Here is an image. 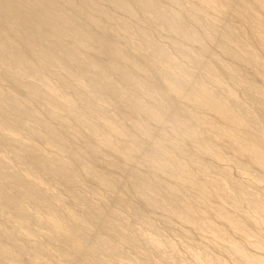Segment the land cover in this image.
Returning <instances> with one entry per match:
<instances>
[{
  "label": "bare ground",
  "instance_id": "1",
  "mask_svg": "<svg viewBox=\"0 0 264 264\" xmlns=\"http://www.w3.org/2000/svg\"><path fill=\"white\" fill-rule=\"evenodd\" d=\"M105 1L122 10L124 14L134 17L135 20H137V11H139L138 13L142 15L141 19L151 24L155 29L157 28L158 31L166 27L174 39L181 37L180 42L173 40L176 44L175 50L189 62L192 61L196 68L208 73L212 83L219 89V92L228 96V100H221L222 103L218 102V96L211 94L204 88L198 71H190L180 63L174 62L163 45L152 39L147 31L138 30L137 33L143 40L142 47L150 49L148 60L152 63L150 64L151 68L156 72L157 79L161 80L169 90L181 95L187 92V95L189 94L192 102L196 105L199 104L198 102L201 103L203 97H206L205 102L217 106V109H220V114L223 112L225 121L231 120L230 122L242 126L256 123L253 112L235 99L232 91L217 79L215 66L199 61L200 58L199 60L193 58L186 50V44L194 43L197 44L199 50L213 56L209 45L217 46L230 58L241 62L242 67L247 66L261 73L264 80V61L258 59L255 50L247 48L244 54L236 50V46L245 42L237 29L228 24L218 25L210 21L207 13H205L207 12L206 7L211 3L209 0H199L202 5L198 4L195 8L197 12H200L201 18L208 27L209 31L205 37H201L195 31H192L188 27L187 21L177 12V9L165 8L164 0ZM168 1L180 5L179 0ZM224 1L228 9H233L232 11H235L237 16L247 17L251 23V31L259 35L262 33L261 37L264 38V24L257 20L255 10L249 5L248 1ZM261 4L263 3L261 2ZM107 11L86 0H0V264H114L113 260L121 259L123 261L127 260L128 264H143L140 263L139 259L133 258L127 252L121 250L113 242V240H120L126 247L136 251L145 248L146 250L141 255H144L146 259L151 258V254L160 255L164 253L160 240L156 236L143 235L135 229L134 223L142 221L145 222L148 230L158 234V230L153 226L154 224H152L150 218L146 217L142 207L148 206L149 209L157 212H155L156 215L164 216L160 218L167 225H170L171 218H175L189 226L195 224L198 229L210 228L204 222L199 221L194 209L186 201L184 202L180 196L171 191L173 184H188L207 196H210L209 189H212V194L225 199L228 198L233 203H236L239 199L228 192L225 182L223 183L218 177L209 175L211 179L200 182L183 162L182 159L187 156L186 151L174 142V139L166 138L164 140L165 144L162 142L158 145L153 139H147V141L140 139L137 134L128 128L119 130L118 124L121 123L118 119L114 118V115L107 110L100 109V111L94 99H90L89 95L83 90L75 88L70 74H57L50 70L52 69L50 67L63 63L61 55H66L85 72L93 74L95 82L101 85L104 84L103 86L107 87L115 98H119L132 111L146 110L147 112H153L156 119L158 117L159 120H163V118L170 120L184 135L192 138L190 139L191 143L211 153L216 151L210 145V141L204 135H198L193 126L179 113L180 111L177 112L179 108L176 106V109L172 106L167 100V96L154 94L153 88L145 87L144 89L140 77L135 74L137 69L141 70L139 69L141 60L134 59L129 51L120 50L116 43L111 42L107 36L101 34L102 32L99 33V29L106 27L103 16L112 21V27L116 26L126 32H130L132 28L128 22L119 21L117 17ZM100 15L103 17L102 19ZM114 23L116 25L113 26ZM119 38L121 37L119 36ZM71 44H89L94 48H99L113 60H109L110 62L104 65L96 57L91 56L92 54H88L87 51L83 52L81 45L74 47ZM64 59L66 60V58ZM116 60H119V62ZM160 63H168V65L162 67L159 66ZM136 67L137 69H135ZM220 67L229 74L228 76L234 79L233 81L242 83L246 87L245 89L248 92L250 91V94H252V91L258 94L254 95L253 98L258 104V111L264 115V95L261 88L254 83H250L241 72L231 69L228 64L220 63ZM131 69H134V71ZM175 70L181 73H177ZM110 73L111 75L116 73L119 82H122L123 85H115L116 83L109 79ZM6 76L8 77L9 83H7L9 86L12 85L14 89L21 91L23 97L4 88L2 78ZM53 79L57 80L58 87L72 89L76 95H79V102L77 99L72 100L74 102L61 103L56 92L58 87L52 82ZM125 86H128V88H125ZM167 88L165 89L167 90ZM128 91L130 92L128 93ZM142 93L153 101L146 103L141 101L140 94ZM66 94H68V91H65L64 95ZM202 95L204 96L202 97ZM36 100L49 101L51 108L48 114L52 120L62 122L70 120L74 122L76 127L89 130L93 135L101 131L104 135L103 139L96 138V142L93 143L83 139L85 136L78 131L71 133L72 139H64L63 129L36 116L34 112L36 103H33ZM207 103L205 104L208 105ZM214 106L213 108H215ZM155 109L156 112H154ZM189 111L192 119L204 122L210 128L214 126L213 128L217 129L218 134H223L222 136L224 134L229 136L230 140L240 150L264 169V146L251 144V140L244 139L245 137H242L239 132H237L239 134L234 133L236 130L234 132L233 129L229 130L228 126L207 122L205 116L195 109L190 108ZM93 117H98L104 122L107 121L105 123H107L108 131H102L100 126L92 120ZM27 119L35 121L38 125L30 124ZM159 120L156 122H159L160 126L162 122L160 123ZM166 124L168 123L166 122ZM60 126L64 128L63 125ZM19 128L31 131L34 136L48 146L49 151L43 152L38 145L33 143V139L26 141L10 135L13 130ZM251 129L253 128L251 127ZM120 132L127 139L116 138L115 135ZM255 142L258 143V141ZM99 148L105 151L106 156L118 158L117 161H111L104 165L107 170H99L93 163L99 161L103 156V152ZM157 148L162 149L164 152L160 153L156 150ZM165 148L167 153H165ZM87 155L91 157V161L86 158ZM63 156L66 157L62 158ZM122 157L125 162L128 160L129 162H127L131 166L127 162L128 166L118 162L121 161L120 158ZM136 159L145 161L147 163L145 165H148L149 169L154 170L156 173L158 172L159 175L153 177V175L146 174L147 172L145 173L144 170V172L139 170L136 166L137 163L134 162ZM189 159L192 164L198 163L195 158L190 157ZM239 160L241 159L239 158ZM242 162L244 161L242 160ZM108 166L112 167V170ZM118 173L122 174L129 184L128 192L137 195L141 200L142 207L122 196V192L124 193L121 184L123 179L121 182L120 179L113 176ZM222 175L223 178L231 182L239 197L257 207L258 211L264 215V208L257 197L246 191L244 185L229 172H223ZM162 177H167L168 181H162ZM47 178L57 181L58 192L50 189L48 182H45ZM87 181L93 182V185L89 184L87 186L88 184H85ZM94 183L97 187L94 186ZM104 188L107 191L115 192V195L107 199V202L104 199H99L105 196H102L101 193V189ZM89 192L98 197V201L100 200L99 202L102 205L91 200L87 196ZM65 194L71 195L78 203L76 206L79 207L82 214H77L71 209V205L68 206V201L64 198ZM128 216L132 220L126 221ZM246 216H249V214ZM229 220L232 221L231 218ZM225 221L228 222L227 219ZM232 224L236 225V222ZM218 232L221 239L231 244L230 246L235 250V254L236 252L241 253L242 248L228 240V236L224 231L220 230ZM19 233L22 236H19ZM41 236L44 237L47 245L49 244L54 248L53 254L38 242V238ZM243 236L245 235L243 234ZM219 241L221 242V240ZM8 243H11L12 246ZM26 243H30V246ZM166 247L173 248L171 243H167ZM240 253L237 255H241ZM150 262L151 260L144 264ZM246 263L252 264L249 257ZM157 264L174 263L162 260Z\"/></svg>",
  "mask_w": 264,
  "mask_h": 264
},
{
  "label": "rangeland",
  "instance_id": "2",
  "mask_svg": "<svg viewBox=\"0 0 264 264\" xmlns=\"http://www.w3.org/2000/svg\"><path fill=\"white\" fill-rule=\"evenodd\" d=\"M86 1L95 3L100 9L103 8L105 11L108 10L107 12H109L112 15H114L115 17H117L119 19V21L123 20V21L128 22L131 25L132 28H131L130 32H126V31L121 30L120 28L114 26V25H116L115 23L113 24L114 27H112V25H111L112 21L108 17L103 16L104 17L103 18L100 15L101 19L103 18V20L106 24V27L99 29V33L102 32L101 34L107 36L111 42L116 43V45L118 46V48L120 50L129 51L132 54L131 56L134 59H137V60L139 59V61L141 60V64H140L141 66H139V69H141V70L139 71L136 67L135 69H137V70L135 71V74L140 77V80L142 81L144 89H145V87H147L149 89L153 88L152 90L154 91V94H157V95L160 94L159 96H167V100L169 101V103L172 106H174L176 109H177V107L179 108V109H177V112L180 111L179 113H181L183 118L185 117L186 121L189 122L190 125L193 126V129L197 132V134L200 136L204 135V137L210 141V145L216 151L214 153H211L210 151L202 150L196 144L191 143L190 139H192V138L191 137L189 138L186 135H184V133L181 132L176 127L175 123L171 122L170 120H167L165 118H163V120L162 119L159 120L158 117L156 119V116L154 115L153 112H150V111L147 112L146 110H144V111L133 110L132 111V109L129 108L128 105H125L124 102H122L119 98H115V96L109 92L108 88L103 86L104 84L101 85L100 83L95 82L94 81L95 77H93V74H91V73L89 74L88 72H85L83 69H81L79 66H77L66 55H61L63 63H60V64H58V66H55V67H50V68H52L50 70H52L54 73H57V74L58 73L67 74V75L70 74L71 75V81H72L75 88L77 87L78 89L83 90L84 92L87 93V95H89L88 97L90 99H94L96 101V104H97V107L99 108V110L100 109L107 110L114 115V118L116 117L118 119V121L121 123V124H118L119 130H121V128H124V129L128 128L132 132L137 134L140 139H144V141H147V139H153L156 144L158 143V145H160L162 142H164L163 144H165L164 140L166 138L167 139H174L173 141L178 143L186 151L187 156L184 159H182L183 162L190 168L192 173L198 178V180L200 182H205V180L209 179V178L211 179V177L209 175L214 176V177H218L223 181V183L225 182L224 184H225V187L227 186L226 188H227L228 192H230L231 195L239 198L238 201H236V203H233L228 198L225 199L224 197L216 196V195L212 194L211 193L212 189H209L210 192L209 191L208 192L210 193V196H207V195H205V193L202 194L196 188H193L192 186H190L188 184H186V185H182L179 183H178L179 185L173 184L171 191H173L175 194L180 196L184 202L186 201V203H188L194 209V213L196 214V216H198L199 221L204 222L206 225H208V227L210 226V228H206L204 230L198 229L195 224H191L192 226H189L187 224H184V223L178 221L175 218L174 219L171 218L170 223H169L170 225H167L161 219L164 216H160L159 214L156 215L157 212L149 209L148 206L142 207L143 205L141 204V200L137 197V195L130 194L128 192L129 191V184L127 183L125 178H123L122 174L120 175V173H118V174L113 175V176H116L118 179H120L121 182L123 179V182L121 184H122L124 193L122 192V196L124 198L132 200L133 203L140 205L143 208V212L146 215V217L150 218V221H152V224H154L153 226L158 230V234H155L151 230L147 229V225L145 224V222L140 221V222L134 223L135 229L138 230L143 235L145 234L148 236H152V235L156 236L160 240V245H162V249L164 250V253H162L160 255L156 254V253L151 254V256H150L151 258H148L151 260V262L149 264H157L158 262H160L162 260H168L170 262H173L174 264H205V263L206 264H229V263L230 264H249V263H246V260L248 257H249V261H251L252 264H262V263L264 264V215L258 211L257 207L253 206L248 201L242 199V197H239V194L236 191H234V187L231 184V182L228 181L227 179L223 178L224 176L222 175L223 172H226V171L229 172L235 179H237L239 182H241L244 185L246 191H249V193L251 192V194H253L255 197H257L259 199L261 206L264 208V169L261 168L260 166H258V164H256L248 155H246V153H244L242 150H240L238 148V146H236L232 142V140H230L231 138L229 136H227V135L225 136V134H224V136H222L223 134L222 133L218 134L217 129L213 128L214 126L210 128L208 125H206V123L198 122L197 120L192 119L190 117L191 114L189 111L190 108L195 109L198 113L205 116V119L207 122H215L220 126H228L229 130L233 129V132L236 130L234 133L239 132L242 137H245L244 139H247L248 141L251 140L250 141L251 144H253L255 146H259V145L264 146V144H263L264 143L263 142L264 141V139H263L264 138L263 137L264 136V132H263L264 131V115L258 111V104L255 101V99L253 98L254 95H258V94H256L254 91H252L251 92L252 94H250L249 93L250 91L248 92V90L245 89L246 87L242 83H239V82L237 83V82L233 81L234 79L231 76H228L229 74L221 69L220 63L228 64V66L231 69H236L239 72H241V74L250 83H254L257 86H259L262 90V94L264 95V80H263L262 74L256 70H254V69L247 67V66L242 67L243 64L241 62L234 60L233 58H230L223 50H221V48H219L217 46L213 47V46L209 45V47L212 50L211 52L213 53V56H211L210 54L204 53L203 51L199 50L197 47V44L188 43L185 45L186 50L191 54V56L193 58H196L198 60L200 58L199 61L207 62L213 67L215 66V68L217 69V79H219L224 84L225 87H227L228 89H230V91H232L235 99H237L241 104H243L245 107H248V109L253 112V114L255 115L254 117L256 119V123L255 124L254 123L249 124V126H247V125L242 126V125L234 124L235 122L234 123L230 122L231 120L229 121L227 119H226L227 121H225L224 120L225 118L223 117V112L220 114L219 113L220 109L218 110L217 106H214L213 104L205 102L204 99L206 97H203L204 95H202L203 99L201 98L202 99L201 103L198 102L199 104L197 103L198 105H196L194 102H192L189 94L187 95V92L182 93V95L180 93H178L179 94L178 95L174 91L169 90L166 87V85L161 82V80L157 79V77L155 75L156 72L150 66V64H152V63H151V61L148 60V55L150 54V49H148V48L146 49V47H144V46L142 47L143 40L138 35L137 31L138 30L147 31L152 39H154L159 44L164 46L165 50L168 52L169 56L172 58V60L174 62L180 63L182 66L189 69L190 71H198L197 73H199V75H200V78H201V81L204 85V88H206L211 94H216L219 98V99L217 98L218 102L222 103V101L228 100V96L224 93L219 92V89L214 85V83H212L208 73H206L204 70H199L198 68H196L195 64L192 61L189 62L183 55H181L179 52H177L175 50L176 44H174L173 40L180 42L182 40L181 37L174 39L173 36L171 35V32L166 27L161 28L160 31H158L157 28L155 29L151 24H148L147 22H145L141 19L142 15L140 13H138L139 11H137V20H135L134 17H131L128 14H124L122 10L117 9L116 7L112 6L108 1H105V0H101V1L86 0ZM102 1H103V3H102ZM246 1H248L249 5L251 7H253V9L255 10L254 13H255V16L257 17V20L260 23L264 24V0H260L259 2H258V0H256V1L255 0H246ZM209 2L214 4V5H212L210 3L206 7L207 12H205V13H207V16L209 17L210 21L212 23H216L218 25L228 24L231 27H235V29H237V31L242 35V38L245 40L244 43L236 46V50L238 52L244 54L246 52L245 50L247 48H253L255 50V52L257 53L258 59L263 62L264 61V41H263L264 38L261 37L262 33H260L261 35L253 33L251 31V23H250L249 19L245 16H237L235 11H232L233 9L232 10L228 9L224 0H209ZM261 2L263 4H261ZM179 3H180V5L173 4L172 2H169L168 0L163 1L165 8L177 9V12L180 15H182L184 20L187 21V22L186 21L185 22L187 23L188 27L192 31H195L196 34L200 35L201 37L207 36L208 31H209L208 27L206 26L203 18H201L200 12H197L195 10V8H197L198 4L202 5L201 1H199V0H179ZM251 3H252V5H251ZM101 6H103V7H101ZM104 7L107 9H105ZM212 10H213V12H212ZM221 16H222V18H221ZM237 17L240 19H238ZM246 23H248V24H246ZM104 29H105V31H104ZM122 32L124 34H121ZM108 33H110V34H108ZM118 35L123 40L121 38H119ZM80 45L82 46L81 48H83V52L87 51L88 54L89 53L92 54L91 56H93L94 58L96 57V59H98V61L100 63H103L104 65H107V63L110 62L109 60H113V59H111V57L109 55H107V54L105 55V53L102 50H100L99 48L98 49L94 48L89 44H78V45L77 44H71V46H74V47L80 46ZM136 56H137V58H136ZM138 56H139V58H138ZM64 58H66V60ZM106 61H108V62H106ZM116 61L119 62V60H116ZM142 62H143V64H142ZM167 65H168V63H160L159 64V66H162V67H166ZM131 70L134 71V69H131ZM175 71L177 73H181V72H178V70H175ZM153 75H154V77H153ZM109 76H110L109 79L116 83L115 85H117V86L123 85L122 82H119V79H118L116 73L112 74V75L110 73ZM2 79H3L2 82L4 84L3 86L5 89H7V91H10L13 94H16V95L21 96V97L24 96V95H22L23 93H21V91H17L16 89H14L12 87V85L9 86L7 76L3 77ZM56 81L57 80H55V79L52 80V82L57 86ZM125 88H128V86H125ZM165 88H167V90ZM65 91H68V94L64 95ZM56 92L58 95V100L61 103L62 102L69 103V101L74 102L72 100H77V99H78L77 101L79 102V95H76V93L73 92L72 89H66L65 87H58V89H56ZM129 92L130 91H128V93ZM188 96H189V98H188ZM148 98L149 97L145 96L143 93L140 94V100L141 101H143V102L145 101V103L149 102V101H153V100H150V98L149 99ZM187 102H189V103H187ZM190 102H191V104H190ZM33 103L34 104L36 103L35 106L33 104L34 112L36 113V116L38 118H41V119L46 120L48 122H52V124H54V126L60 128V129H63L62 134H63L64 139H72L71 133L74 131H78L79 133H81L82 135L85 136V138H83V139H85V140L87 139L93 143L96 142V138L97 139H103V137H104L103 132L99 131L96 135H93L92 133H90L89 130L76 127L74 125V122H72L70 120L62 122V121H58V120L53 119L54 120L53 121L48 114V111L51 108V104H49V101L36 100V102H33ZM192 103H194V104H192ZM202 103H204V104H202ZM205 103H207L208 105H206ZM105 105H108V106H105ZM204 105H206V106H204ZM212 105L216 109L213 108ZM154 112H156V109ZM185 112L187 115L185 114ZM216 112H217V114H215ZM148 113H150V114L153 113V114L150 115ZM44 115H45V117H44ZM92 120L100 126V129L102 131H105V132L108 131L107 127H106L107 123H105L107 121L104 122L103 120L98 119V117H95V118L93 117ZM157 120H159L160 123L162 122L160 124V126H159V122H156ZM27 121L30 124H33L35 126L38 125L35 121H33L31 119H27ZM165 121L168 124H166ZM53 122H55V123H53ZM261 123H262V125H261ZM137 124L139 125L140 128L138 127ZM60 125H63L64 128ZM229 125H231V126L229 127ZM240 126H242V127H240ZM251 127L253 129H251ZM254 128L256 131L254 130ZM254 132H256V133H254ZM262 132H263V134H262ZM239 133H237V134H239ZM254 134H256V135H254ZM10 135H13L14 138L19 137V139L26 140V141L29 139H33V143L38 145L39 148L42 149L43 152L49 151L48 146L45 145V143H43V141H41L36 136H34L31 131H27L25 129L23 130L22 128H19L18 130H13V132L10 133ZM160 135H162L163 137L165 136V137L163 138ZM115 136L118 139L119 138L120 139H127V137H125V135L121 134V132ZM207 136H208V138H207ZM258 136H259V138L261 137L260 138L261 140L258 138ZM36 140H38V141H36ZM255 141H258V143ZM99 150L103 152V156L102 157L100 156L101 158L99 161L93 162V163H95L94 164L95 167H97L99 170H107L106 166L104 167V165L107 164L108 162H111V161H117L118 158L106 156L105 151L102 148H99ZM156 150L159 151L160 153L164 152L160 148H157ZM165 150H166L165 153H167L166 148H165ZM218 152L220 155L218 154ZM235 152H236V154H235ZM65 157L66 156H63L62 158H65ZM190 157L198 160L199 164L198 163L197 164L190 163V159H189ZM86 158L88 160L90 159V161H91L90 156L87 155ZM239 158L241 160H239ZM120 160L122 162L121 161H118V162H120L122 165L128 166V164H129L128 160H127L128 162L126 161L128 164L125 162V159L123 157L120 158ZM242 160L244 162H242ZM134 162L137 163L136 166H138L139 170H141L142 172L145 171V173L147 172L146 174H149L150 176L153 175V177H155V176L157 177V175H159L158 172L156 173L154 170L149 169V166L145 165L147 163H145V161H143L142 159H139V160L136 159V161H134ZM221 166H222V168H221ZM109 169L112 170V167L111 168L109 167ZM241 171H243V172H241ZM247 172H248V174H246ZM244 176H245V178H244ZM163 180L168 181L167 177H165V178L162 177V181ZM171 180L174 181L173 179H171ZM52 181H54V182H52ZM45 182H48L47 184L51 190L57 191L58 185H57L56 180L51 179V178H47ZM55 183H56V185H55ZM174 183H175V181H174ZM85 184L86 185L88 184L87 186H89V184L93 185V182L87 181V182H85ZM85 184H84V186H85ZM94 186L97 187V185L95 183H94ZM125 188L128 190H126ZM179 189L182 191H180ZM89 193H87V196L91 200H93L95 203L101 204L99 202L100 200L98 201V197L94 196L92 193H90V194ZM101 193H102V196H104V195L105 196H104V198L100 197L99 199H101V200L104 199L105 202L108 201L107 199H109L110 197H113L115 195V192L107 191L105 188L101 189ZM258 194H259V196H258ZM64 198L66 199V201H68V206L71 205L70 207H71V209H73L74 212H76L77 214H82L81 213L82 211L79 209L78 206H76L78 203L72 198L71 195L65 194ZM220 213L223 215H221ZM248 214H249V216H246ZM224 215H226L227 217ZM222 216H224L225 218ZM154 217H156V218H154ZM229 218H231L233 222L230 221ZM224 219L225 220L227 219L228 222L225 221ZM130 220H132V219H131V217L128 216L126 221H130ZM234 222H236V225L232 224ZM232 227H234V228H232ZM220 230H222L226 233V235L228 236L227 237L228 240H230L231 242L235 243L236 245H238L239 247L242 248L241 253L236 252V254H235V250L230 246L231 244L227 241H224L223 239H221L218 236V233H219L218 231H220ZM43 231L45 232V230H43ZM243 234L245 236H243ZM18 235L22 236L21 233H19ZM247 237H248V239H247ZM218 238H219V240H221V242L218 240ZM38 242L40 244H43L48 249V251H51L52 254L54 253V248L51 245H49V244L47 245L45 243L43 236L38 238ZM113 242L121 250L127 252L131 257L139 259V261H141L140 263L144 264V263H147L148 261H150V260L146 259L144 257V255L143 256L141 255L144 253V250H146L145 248H141L142 250L140 249V250H138L139 251L138 252L136 250H132V249L126 247L125 244H123V242L120 240H113ZM224 242L227 244H225ZM167 243H171L173 248H171V249L167 248L166 247ZM9 245L12 246L11 243ZM26 245L30 246V243H26ZM221 249H222V251H221ZM238 253H240L241 255H237ZM152 257H154V258H152ZM238 258H240V259H238ZM250 258H252V259H250ZM154 260H155V262H153ZM124 261H123V259H121V260H117V261L113 260L112 262L114 264H116V263L117 264H125V263L128 264L129 263L127 260H124ZM244 261H245V263H244Z\"/></svg>",
  "mask_w": 264,
  "mask_h": 264
}]
</instances>
